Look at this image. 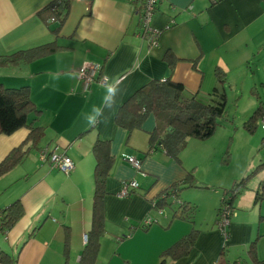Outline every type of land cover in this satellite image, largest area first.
I'll return each instance as SVG.
<instances>
[{
  "label": "crops",
  "instance_id": "0c3cea01",
  "mask_svg": "<svg viewBox=\"0 0 264 264\" xmlns=\"http://www.w3.org/2000/svg\"><path fill=\"white\" fill-rule=\"evenodd\" d=\"M53 1L0 0V56L52 42L61 47L30 62L0 66V82L30 86L32 100L42 111L35 124L45 130L39 147L59 144L75 163L74 170L65 174L29 152L0 177V211L16 199L24 208L7 231L1 229L0 215V247L16 258L8 264H79L84 235L92 225L96 163L92 149L98 137L111 141L114 164L106 182V233L95 264H158L161 253L193 227L200 231L195 245L173 264H264V199H255L264 181V166L235 197L225 237L216 224L223 189L251 170L221 179L217 192L208 187L202 194L206 214L200 217L197 201L181 192L182 199L196 205L194 222L173 218L172 209L167 214L154 212L151 199L189 170L163 150L147 153L154 115L132 132L115 120L135 90L171 74L165 60L169 51L180 59L172 78L188 92L209 99L218 84V65L226 72L239 68L264 46V0H161L152 20L160 32L156 45L143 33L138 6L129 0H71L58 35L54 32L58 20L41 14ZM87 62L99 64L104 76L122 82L115 109L108 113L105 108L108 122L96 126L87 125L88 117L94 105L102 104L104 89L97 82L84 89L79 69ZM29 132L23 127L0 134V161ZM129 155L142 160L140 171L126 160ZM263 162L264 157L259 164ZM130 179L137 180L139 188L119 196L122 182ZM149 213L157 221L147 229L138 226ZM254 241L259 262L249 253Z\"/></svg>",
  "mask_w": 264,
  "mask_h": 264
},
{
  "label": "trees",
  "instance_id": "16d2710c",
  "mask_svg": "<svg viewBox=\"0 0 264 264\" xmlns=\"http://www.w3.org/2000/svg\"><path fill=\"white\" fill-rule=\"evenodd\" d=\"M70 7L71 0H54L41 10V14H45L44 17H53L58 20L59 25L54 29L57 35L67 19ZM60 48L56 42H52L19 50L13 54L0 56V66H15L30 62L33 59L54 53ZM165 60L171 68V74L163 80L152 79L135 90L119 107L115 120L119 126L132 132L135 129H141L147 117L151 114L154 115L156 124L149 133V150L147 153L153 149H160L170 157L181 161L180 154L187 140L191 137L199 139L210 137L220 125L219 118L225 117L227 72L220 65L216 67L215 73L218 84L214 87L209 99L204 100L197 94L188 92L182 83L172 78V72L180 59L169 51L165 55ZM99 74H102V68ZM41 112V109L32 100L30 86L8 87L0 82V134L10 135L23 127L30 130L27 139L18 147L13 148L0 161V177L22 163L31 148H40L39 144L45 130L44 127L36 125L35 121ZM263 114L264 105L261 103L244 123L245 127L254 132L257 127V120ZM262 146H264V137L262 138ZM92 150L96 160L92 225L87 231V241L80 255L79 264H95L97 261L101 248V237L106 233L104 209L107 193L106 182L114 164L110 140L98 137ZM263 166L264 162L248 174L235 180L231 187L223 189L216 224H218L219 214L223 206H226L232 213L235 197L246 187L251 175ZM184 184L200 187L194 180L192 170L187 171L182 180L174 182L151 199L152 208L158 211L159 209L163 210L165 206H170L173 210V218L194 222L193 215L196 205L181 198L180 192ZM204 187L208 188L207 185ZM255 199L257 201L264 199V181L257 191ZM23 214L24 208L21 201L19 199L14 200L0 211L1 229L5 231L11 229ZM140 222L138 226H140ZM199 232L198 228L193 227L188 234L171 244L161 253L158 264H173L177 259L187 255L195 245ZM227 236H229V229ZM249 253L253 259L258 261L255 241L251 244ZM15 260L16 258L0 247V264H8Z\"/></svg>",
  "mask_w": 264,
  "mask_h": 264
},
{
  "label": "rangeland",
  "instance_id": "374dc122",
  "mask_svg": "<svg viewBox=\"0 0 264 264\" xmlns=\"http://www.w3.org/2000/svg\"><path fill=\"white\" fill-rule=\"evenodd\" d=\"M225 88L226 115L219 118L220 125L214 134L204 139L191 137L182 151V160L175 159L184 171L192 170L194 180L200 185L192 187L184 184L181 190L183 195L197 201L199 217L206 214L202 202V194L207 190L204 186L207 185L211 192H217L220 190L218 183L221 179L240 177L248 169L252 171L264 157L263 116L258 118L254 132L244 125L255 109L261 103L264 105V46L248 63L227 71ZM29 152V155L39 157V150L36 148H31ZM256 173L251 175L247 183L256 178ZM171 209L172 207L165 206L163 210L167 214ZM223 245L226 246V243Z\"/></svg>",
  "mask_w": 264,
  "mask_h": 264
},
{
  "label": "built area",
  "instance_id": "2783aa9c",
  "mask_svg": "<svg viewBox=\"0 0 264 264\" xmlns=\"http://www.w3.org/2000/svg\"><path fill=\"white\" fill-rule=\"evenodd\" d=\"M137 4V13L140 17V25L143 33L147 36L152 45L157 44L159 37V30L152 26L153 16L158 8L161 0H129ZM51 20H55L53 17ZM99 64L84 63L79 69V78L83 81L84 89L89 90L94 82L103 84L106 82L107 77L103 74H99L101 70ZM262 128L264 129V116L262 119ZM39 159L41 162H47L52 168L61 170L65 174H69L75 168V163L70 156H68L60 147L59 144L45 145L39 148ZM126 160L137 171L141 170L142 160L135 155L126 156ZM139 188V183L135 179L124 180L122 182L119 196L126 197L131 195L135 190ZM163 210L159 209L157 212L162 213ZM233 213V212H232ZM232 213L226 206H223L222 211L219 214V220L217 226L227 237V231L230 224V218ZM157 221L153 215L148 214L140 222L142 228L149 227L153 222ZM84 240L87 241V234L84 235Z\"/></svg>",
  "mask_w": 264,
  "mask_h": 264
},
{
  "label": "clouds",
  "instance_id": "9594fccd",
  "mask_svg": "<svg viewBox=\"0 0 264 264\" xmlns=\"http://www.w3.org/2000/svg\"><path fill=\"white\" fill-rule=\"evenodd\" d=\"M122 82L116 77L107 78L106 82L101 85L104 89L102 95V104L94 105L92 108V113L88 117V126H96L98 123H107L109 116L104 115L105 108L108 113L113 111L117 104V97L122 93L120 84ZM103 116V119L100 117Z\"/></svg>",
  "mask_w": 264,
  "mask_h": 264
}]
</instances>
